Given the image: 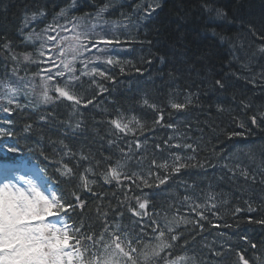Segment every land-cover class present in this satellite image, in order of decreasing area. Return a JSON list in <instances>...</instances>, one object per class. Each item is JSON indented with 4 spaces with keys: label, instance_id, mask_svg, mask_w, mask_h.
I'll return each instance as SVG.
<instances>
[{
    "label": "trees",
    "instance_id": "trees-1",
    "mask_svg": "<svg viewBox=\"0 0 264 264\" xmlns=\"http://www.w3.org/2000/svg\"><path fill=\"white\" fill-rule=\"evenodd\" d=\"M108 1L74 0L80 2L74 12L89 15ZM205 3L224 15L206 12ZM71 5L73 0H0V54L8 58L7 47L17 55L32 52L22 36L25 19L38 15L34 23L39 30L41 24L54 20ZM123 45L127 49L118 54L119 63L106 70L112 80L94 77L107 91L89 85V77L82 79L85 83L79 95L91 97L93 104L77 107L59 99L46 106L15 110L0 134V160L21 158L37 164L54 192L63 193L66 199H72L70 193L78 190L76 177L87 174L85 169L91 167L94 175H87L94 181L95 194L83 189L79 194L87 202L82 219L97 230V209L130 232L145 227L136 223L139 217L132 216L126 207L136 206L135 196L140 192L142 199L148 200L145 220L156 213L161 224L173 219L198 221L195 225L180 222L174 228L180 238L175 242V255L168 259L186 257L177 264H217L221 257L210 250L220 246L230 250L224 254V264H237L238 255H244L249 264L254 258L264 259V224L254 222L264 219V126L250 123V117L264 109V53L260 52L264 47V0H163L134 39ZM37 72L36 66H26V74ZM217 79L224 82L223 89L215 86ZM188 93L197 94L198 100L194 97L195 102L184 111L170 108L171 102H182ZM143 98L163 110L161 123H154L157 114L142 106ZM120 114L125 121L133 117L139 120L144 125L142 133L138 126L135 136L116 130L110 121ZM43 115L48 119L42 120ZM77 123L81 124L79 129L75 128ZM233 132L241 135L233 136ZM165 141L191 143L195 151L168 147ZM8 147L19 151L10 153ZM68 152L74 155H66ZM175 154L182 159L193 157L188 161L192 166L172 172ZM81 155L87 158L81 159ZM154 159L169 168H156ZM56 160L72 168L73 175L62 176ZM117 161L125 164L123 171L129 174L143 177L152 167L168 179L139 190L131 179H122L119 185L105 183L104 175ZM242 169L255 175V181L240 175ZM209 193L215 195L217 206L205 212L207 219L200 221L190 206L193 202L202 204ZM249 204L253 211L247 210ZM237 208L241 211L236 212ZM67 216L80 218L72 212L65 219ZM146 230L150 239L151 228Z\"/></svg>",
    "mask_w": 264,
    "mask_h": 264
},
{
    "label": "snow or ice",
    "instance_id": "snow-or-ice-1",
    "mask_svg": "<svg viewBox=\"0 0 264 264\" xmlns=\"http://www.w3.org/2000/svg\"><path fill=\"white\" fill-rule=\"evenodd\" d=\"M163 0H152L148 4L147 8L144 9V18L151 19L153 13L162 7ZM74 6V0H73ZM206 12L215 11L217 16H223L224 13L220 9H213L207 3L202 5ZM106 9H100V13ZM98 13L97 15H99ZM35 19V17H33ZM63 28L64 26H60ZM48 30H55L53 25H49ZM89 32H82L81 35L87 40L93 48L98 52H104L110 45L121 44L117 37L114 35H100L95 30V26L90 29ZM103 31V29H101ZM250 31L252 29L250 28ZM253 34H255L253 32ZM51 39V37H50ZM103 45L104 47H101ZM2 46V45H0ZM90 50L87 44L80 45V51ZM260 52L264 53V47L260 48ZM43 55V53H40ZM15 59V57H12ZM25 60L29 57L25 56ZM91 61L88 59L82 60L81 63L84 65L78 75L74 66L69 63L63 64V68L67 69V73L63 71H56L52 73L49 71L48 79H58L57 84H53V91L58 93L56 99H64L72 102L77 107H88L89 104H93L91 97H83L79 95V92L84 88V81L81 76L89 77L87 81L89 85H94L100 92H105L107 89L103 87L94 77H101L109 81L112 80V76L106 71H101L98 68H88ZM106 63L109 65L119 63L118 60L108 58ZM147 63H151L150 60ZM124 69L121 68V72ZM137 72L141 69L137 68ZM14 75L18 79V73L14 70ZM215 86L223 89L225 87L224 82L221 79H217L214 82ZM48 84H44V88L47 89ZM9 91L12 93L11 97H6L7 103L0 106V110L4 113H11L14 109L10 106L14 103V97L18 94V88H11ZM95 94V93H94ZM93 94V95H94ZM198 100V95L195 93H188L185 95L182 102H171L170 108L176 111H184L195 101ZM45 101L52 99L47 95V91L44 92ZM143 107H146L157 114L154 123H161L164 120L163 110L155 103L150 102L148 98H143L141 101ZM20 107L19 104L16 105ZM249 105H245L248 108ZM218 110L219 106H218ZM42 120H47L48 116H41ZM9 123L11 121H8ZM250 123L264 126V109H261L259 113L253 114L250 117ZM110 124L114 126L116 130L125 134L136 135L137 126L139 131L142 133L144 125L139 123L135 117L125 121L122 114L119 118L110 121ZM171 127V125H167ZM244 128L245 125L241 123L239 125ZM28 130H31V125H28ZM81 127L80 123L75 125L76 129ZM7 135H11L7 133ZM233 136L241 135V133H232ZM136 148L140 147V143L132 141ZM168 147L192 149L191 143H176L171 144L169 141H165ZM66 147V146H65ZM160 147L159 144L156 145ZM131 150V149H130ZM10 153L18 152V148L8 147ZM66 155H74L70 152L65 153ZM81 159L87 157L81 155ZM47 159V157H46ZM193 157L189 156L185 159L179 154H175L171 170L174 173H178L181 169L187 168L190 165L188 161H191ZM58 165L57 171L62 176L71 177L73 175V169L69 168L67 164H64L61 160L54 161ZM152 164L156 168H163L167 170L168 164H156L155 159ZM202 166V165H201ZM125 167L124 163L117 161V166L112 167L110 172H106L104 175L105 183H111L115 181L118 185L121 180L131 179L135 184L137 190L143 187H152L155 181H159V184H163L167 181L168 177L160 176L156 174L152 167H149L143 177L137 173H127L123 171ZM232 169H230L231 171ZM18 162L12 160H0V176L3 177L0 180V264H177L179 260H184L186 257L183 255L176 256L175 259H168L169 256L175 255L173 250L178 246L175 242L179 240L180 233L174 231V228L178 223L184 224L192 223L195 225L198 221L190 218L177 221L173 219L170 222L161 224L158 222V214L153 213L149 220H145L144 217L148 215V200L142 199L143 193L135 196L136 206H128V210L132 216L139 217L136 223L144 224L145 227L139 228L137 231H128L127 229L121 228L119 222L113 223L108 219V214L96 210V219L100 221L99 230L94 228L91 224L85 223L82 219L85 211L86 201L81 199L79 189L93 192L92 184L94 181L90 180L89 175L93 174L91 167L85 169L84 175H78V190L70 193L72 199H66V196L61 193L57 195L55 192H51L50 195H45L44 192L40 191L37 184L33 179H25V176L19 175ZM240 175L244 176L246 180L255 181V175H250L247 171L241 170ZM149 177L152 178L150 182ZM139 180V183H136ZM158 186V185H156ZM93 194H95L93 192ZM51 197V198H50ZM215 195L212 193L207 194L205 201L202 204H195L194 202L190 206V211L196 213L200 221L207 219L205 212L211 211L216 208ZM200 209H203L201 211ZM248 211L254 209L249 204ZM236 212H240L241 209H235ZM69 212L76 213L77 219L72 216L65 215ZM215 215V213H212ZM49 218H53L49 220ZM58 219L61 223L58 227L54 222ZM91 219V218H89ZM72 220L73 223L69 224L68 221ZM252 222V221H250ZM257 224H264V219H257L254 221ZM215 227H221L220 224H215ZM224 227L229 225L225 224ZM151 228V238L149 239L147 228ZM247 242V237H243ZM252 248H256L255 244L250 245ZM187 250V249H186ZM216 257H221L217 261V264H224V260L227 259L225 256L226 249L224 246L219 248H213L210 250ZM264 256V254H262ZM257 259H253V264H257ZM242 261V264H249V260L245 259L244 255H238V261ZM201 264L203 262L201 261ZM259 264H264V259H259Z\"/></svg>",
    "mask_w": 264,
    "mask_h": 264
},
{
    "label": "rangeland",
    "instance_id": "rangeland-1",
    "mask_svg": "<svg viewBox=\"0 0 264 264\" xmlns=\"http://www.w3.org/2000/svg\"><path fill=\"white\" fill-rule=\"evenodd\" d=\"M152 0H110L105 6L97 9L93 14L77 17L72 15V8L63 11L52 23H49L40 30H36L35 26H31L34 21L40 17H29L25 22V27L29 28V34L24 37L26 42L32 46V52L28 54H14L7 47V56L0 54V64L11 67V70L2 72L0 76V106L7 103L6 97H11L12 93L9 91L11 88H18L19 92L14 97L12 106L16 107L23 102L20 97L30 98L34 103L40 105H47L56 100L58 93L53 91L52 85L58 83L57 78L52 80L48 79L49 71L55 73L56 71H63L67 73V69L63 68V64L69 63L75 67L77 74H80L84 65L82 60L88 59L91 62L88 68H98L101 71H106L111 65L106 63L108 58L116 60L118 54L125 51L123 43L134 39L136 32L140 29L142 24L147 20L144 18V9ZM100 9H106L100 13ZM100 13L99 15H97ZM49 25H53L55 30H48ZM60 26H64L61 28ZM95 26L96 32L100 35H114L121 44L110 45L104 52H98L92 45L84 39L81 35L82 32H89ZM103 29V31H101ZM25 29L22 30L24 36ZM135 33V34H134ZM51 37V39H50ZM87 44L90 50L80 51V45ZM101 47H104L101 45ZM43 53L41 55L40 53ZM28 56L29 59L25 60L24 57ZM15 57V59H12ZM34 65L38 68L35 74H26V66ZM15 72L18 73V79ZM85 76H81L83 79ZM47 83V89L44 84ZM52 99L45 101L44 92ZM17 108V107H16ZM19 175L25 176V179H33L37 184L40 191L45 195H50V191L44 187V182L41 180L37 172L27 166L19 168ZM51 198V197H50ZM53 218H49L52 220ZM56 219L54 222L60 226V221Z\"/></svg>",
    "mask_w": 264,
    "mask_h": 264
}]
</instances>
